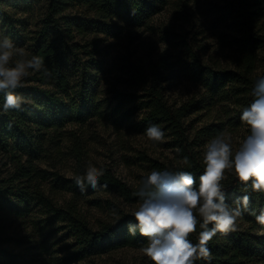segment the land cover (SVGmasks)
<instances>
[{
  "label": "trees",
  "instance_id": "1",
  "mask_svg": "<svg viewBox=\"0 0 264 264\" xmlns=\"http://www.w3.org/2000/svg\"><path fill=\"white\" fill-rule=\"evenodd\" d=\"M17 0H7V2ZM45 6L38 24L32 31H24L15 26V20L1 7L0 23L6 36L17 46H24L30 58L40 56L44 60L42 70L32 72L24 80V86L15 91L25 98L20 110L3 112L4 93L0 92V153L8 160L9 169L0 178V214L27 211L39 208L49 217L47 227L58 225L71 236L73 253L66 264L76 262L106 247H135L147 243V238L137 232L132 236L128 224L135 218L125 216L115 224H103L92 230L88 222L78 213L73 203L56 205L46 194L43 183L45 171L37 163L42 154L49 152L50 144L66 125L81 128L96 114L92 103V92L100 77L116 70L115 84L108 93L113 101L109 120L115 130L121 129L134 116L147 128L158 125L166 132L168 146L175 152L177 165L167 167L156 161H149L151 171H189L199 183L204 170L203 159L195 156L186 136L183 119L185 106H170L163 95V83L174 65L168 53L155 59L129 62L126 58L108 59V45L105 42L122 30V23L141 26L148 17L158 10L163 0H45ZM221 3L219 12L234 24L236 36L234 45L236 58L232 70L213 69L204 65L199 57L189 49L185 53L189 63L183 65L185 74L211 95H231L238 100L236 118L253 101L252 90L255 82L264 78V67L257 74L259 51H264V34L260 21L264 19V0H213ZM26 6L27 0H23ZM31 6V5H28ZM31 8V7H30ZM25 10V8H24ZM171 39V37H170ZM175 39V38H174ZM173 40V39H172ZM70 134L69 156L74 162L72 177L83 175V152L80 137ZM184 157L189 163H184ZM100 178V187H87L83 193L107 190L116 193L127 203L139 202L132 188L120 181L108 169ZM64 180L65 189L79 194L80 188L72 179ZM224 185L226 201L232 203L241 192L236 177ZM251 205L257 209L264 207V193L249 192ZM238 221L243 228L227 234L217 233L209 242L212 256L210 261L199 260L196 264H259L264 260V226L255 217L245 213ZM0 215V233L3 229ZM211 227V225H209ZM190 239L198 242V233ZM18 256L0 246V264H17Z\"/></svg>",
  "mask_w": 264,
  "mask_h": 264
},
{
  "label": "rangeland",
  "instance_id": "2",
  "mask_svg": "<svg viewBox=\"0 0 264 264\" xmlns=\"http://www.w3.org/2000/svg\"><path fill=\"white\" fill-rule=\"evenodd\" d=\"M5 1L1 2V7L13 19L19 20L15 26L24 31L35 29L46 3L45 0H27L25 6L23 0ZM221 6L213 0H163L161 5L158 4V10L148 17L147 24L131 26L122 23L121 32L109 37L104 44L108 45V59L112 62L117 58H126L129 62L144 63L163 53L173 57L174 65L163 83V95L170 106L186 107L183 125L192 150L199 159H203L204 146L217 135H230L235 151L250 133L248 126L236 118L237 99L231 95H211L182 69L189 63L186 49L192 50L204 65L213 69L234 68L235 26L219 12ZM260 26L264 34V19L260 21ZM5 36L6 30L0 23V38ZM17 47L25 51L24 46ZM262 67L264 51H259L257 74ZM115 75L116 70L112 68L100 77L93 88L91 98L96 114L80 129L72 125L64 126L50 144L49 152L42 154L37 163L46 174L43 183L46 194L59 207L73 203L92 230L99 229L103 224H115L125 216L134 217L132 213L139 202L127 203L107 190L76 194L65 189L62 182L70 179L75 171L68 149L71 133L75 132L74 135L81 139L84 172L91 163L110 170L132 188L137 187L141 178L151 172L149 161L167 167L177 165L175 152L168 146L166 132L165 142L153 143L146 137V128L137 116L121 129L113 128L109 114L114 104L108 90L115 84ZM9 167L8 160L0 153V178ZM225 175L223 184L235 177L230 172ZM0 215L4 224L0 246L18 256L17 264H66V259L73 253V238L67 230H61L59 224L47 227L49 217L39 208L31 207L20 214L10 211ZM237 223L238 227H244L242 222ZM146 246L147 243L139 248L106 247L68 264H153L141 251ZM259 264H264V260Z\"/></svg>",
  "mask_w": 264,
  "mask_h": 264
},
{
  "label": "clouds",
  "instance_id": "3",
  "mask_svg": "<svg viewBox=\"0 0 264 264\" xmlns=\"http://www.w3.org/2000/svg\"><path fill=\"white\" fill-rule=\"evenodd\" d=\"M44 71L40 56L30 58L8 37L0 38V92H3V112L20 110L25 98L16 93L24 86L25 78L32 72ZM254 97L240 116L250 133L233 151L231 136L223 133L212 138L203 151L204 170L199 183L189 171L153 170L143 176L135 195L139 197L137 209L132 213L135 223L128 224V232H137L147 238V246L141 249L153 264H196L210 261L209 242L217 233L227 234L238 230V220L248 213L264 226V207H252L247 193H264V78L255 82ZM153 143L165 142V131L158 125L145 130ZM188 164V158L184 157ZM226 172L233 174L245 193L232 203L226 201L223 181ZM104 169L89 163L83 175L72 177L81 192L87 187L97 190ZM211 225V227H209ZM198 233V242L190 237ZM264 234V231L261 232Z\"/></svg>",
  "mask_w": 264,
  "mask_h": 264
}]
</instances>
